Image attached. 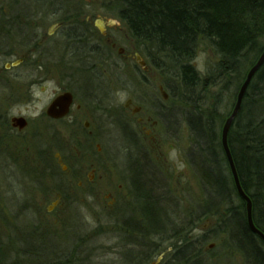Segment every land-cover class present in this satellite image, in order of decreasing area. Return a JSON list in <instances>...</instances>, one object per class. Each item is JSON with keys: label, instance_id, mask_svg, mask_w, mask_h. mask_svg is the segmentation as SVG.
Segmentation results:
<instances>
[{"label": "rangeland", "instance_id": "374dc122", "mask_svg": "<svg viewBox=\"0 0 264 264\" xmlns=\"http://www.w3.org/2000/svg\"><path fill=\"white\" fill-rule=\"evenodd\" d=\"M37 1L28 0L27 18L23 16L20 20L16 14H12L10 19L13 27L23 22L27 34H54L55 27L67 17L66 14L68 17L74 15L76 21L87 22L95 33H100L102 22L106 34L115 39L118 45L116 50H112L105 42L102 43L107 52L104 57L101 54L92 57L86 50L82 53L77 51V56H74L75 53L69 50L71 45L56 39L57 47L44 62L52 65L70 63L69 70H61L59 74L50 68L48 71L36 72V77L30 73L34 69H29L26 88H31L33 82L42 76L48 81L29 90L25 102L13 109L14 114L21 113L36 120L45 114L58 95L66 90L74 94L75 107L71 121L50 122L45 118L42 139L45 149L51 150L49 147L53 146L54 137H59L63 145L61 154L65 155L66 164L69 163L73 173L82 171V174L90 175L93 169L97 170L98 180L102 176L101 183L104 184L101 200L104 208L94 204L81 208L82 200L77 199L76 214L57 212L27 214L22 217L16 216L19 212L16 209L14 212L16 203L9 202L11 199L2 194L0 264H43L37 259L38 253H32L33 245L22 250L20 242H12L10 239L15 229L20 232L21 227L32 235L30 225L35 228L39 224L38 217L47 224L59 217L62 224H67L64 231L58 232L64 235L48 237V242L54 241L56 246L62 247L55 262L45 264H65L74 254L64 251L65 246L69 248L71 233L76 238L74 244H82V249L77 250L72 257L75 260L73 264H174L177 256L175 249L179 247V242L173 240L174 231L184 230L183 227L189 222L195 223L194 228L185 231V234L189 233L191 242H195L201 255V263L198 264H244L241 255L236 254V251L231 252L224 236L213 233L215 219L196 218L194 209L203 202V191L190 159V132L184 122V115L180 114L187 109L169 95L165 85L168 77L157 70L147 56L141 54L140 46L119 16L116 0L66 1L65 6L72 7L71 13H58L56 7L41 8ZM45 2L50 3L49 0ZM4 21L0 17V29L4 27ZM10 32L21 33L16 27ZM119 48L124 50L123 56L119 55ZM137 54L147 63L148 70L138 64ZM219 58L211 46L203 44L197 51L194 64L199 73L206 75ZM87 60L92 64L91 67L82 65L88 63ZM90 68L93 70L90 71ZM160 87H163V92ZM2 89L0 87V97L5 94ZM129 100H133L136 107L142 108L140 115H133L132 110L125 107ZM79 106L80 109H77ZM160 106L175 112V119L171 123L168 122V116L164 119L159 113ZM139 118L144 119L143 124L138 123ZM174 121L177 125L173 124ZM85 123H89V127L86 128ZM145 130L151 131V134L147 135ZM131 179L135 183L134 189ZM18 180L28 179L18 175ZM142 181L143 186L140 184ZM122 184L129 186V194L125 188L120 191L126 195L119 191V186L124 187ZM31 188L32 184L26 181L19 191L29 192ZM112 198H116L117 203L113 208L105 209L107 205H112ZM154 198L160 199L158 206H154ZM24 200L23 197L19 198V203ZM154 207H157L156 211L151 214L158 222L150 226L146 221L145 209L150 211ZM133 220L138 223L135 229L126 226ZM73 223L76 225L69 233L68 229H71ZM130 235L136 237L137 246L131 245ZM16 237L20 235L16 234ZM206 237H209L208 241H205ZM144 253L146 256L143 262H131L134 255L141 258Z\"/></svg>", "mask_w": 264, "mask_h": 264}, {"label": "trees", "instance_id": "16d2710c", "mask_svg": "<svg viewBox=\"0 0 264 264\" xmlns=\"http://www.w3.org/2000/svg\"><path fill=\"white\" fill-rule=\"evenodd\" d=\"M41 4L45 9L54 7L45 1ZM116 6L141 54L168 77L169 95L187 109L180 114L190 132V159L203 191V202L194 209L196 218L215 219L213 233L224 236L244 264H264V242L249 227L246 202L238 193L222 145L223 128L232 113L228 110L234 109L248 73L264 52V0H116ZM66 15L58 34L76 43L73 52L77 56V51L84 50L78 43L84 39L80 34H95L93 39L101 35L87 22ZM22 25L14 27L27 34ZM203 44L220 57L206 75L194 64ZM96 48L92 57L100 55ZM158 109L164 119L168 116V122L175 119V112ZM229 147L241 186L252 200L255 225L264 234V66L246 92L229 134ZM159 201L154 198V206ZM156 208L145 209L150 226L158 222L151 214ZM194 224L174 231L173 240L179 242L174 264L201 263L195 242L185 234ZM79 244L77 250L82 249ZM142 256L139 262L146 253Z\"/></svg>", "mask_w": 264, "mask_h": 264}, {"label": "flooded vegetation", "instance_id": "af4514ba", "mask_svg": "<svg viewBox=\"0 0 264 264\" xmlns=\"http://www.w3.org/2000/svg\"><path fill=\"white\" fill-rule=\"evenodd\" d=\"M44 1L45 0L37 1V3L39 2V7H41V3H44ZM49 1L60 12H70L72 9L71 5L65 6V2L70 0ZM27 2L28 0H0V17L5 19L4 23H2L4 27L0 29V87L3 88L2 91L5 93L0 97V214L3 213L2 194L11 199L9 202L16 203L17 208H13L14 212L16 209L19 211L16 216L20 215L22 217L27 216V214H55L57 212L60 214L73 212L76 214L78 213L77 208H75V205L78 204L77 199L79 201L82 200L80 202L81 208H87V204L90 206L94 204L98 208H104V202L101 201L104 184L101 183L102 176H100L98 180L97 170L93 169L90 175L82 174V171L78 174L77 172L73 173L69 163L68 165L66 164L67 159L65 155L61 154L63 145L59 137H54L53 146L51 145L49 147L51 150L45 149L42 139V130L44 128L43 121L45 118L50 122L71 121V115L75 107L74 94L66 90L58 95L50 103L45 114H42V116L40 115L36 120H32V118L21 113H13V109L25 102L29 90L31 91L35 87L48 81L42 76L38 81L33 82L31 88H26L28 87L26 81L29 69H34L30 72L32 76H36V72L41 73L40 71H48L50 68L57 70L60 74L61 70H69V66L71 65L70 63V65H67L65 62L59 63L58 65L44 62L45 58H49V55L53 53V49L57 47V43L55 42L56 39L61 40V36L64 37V34H56L58 30L62 28V23H59L55 27L54 34H11L10 30L13 29L11 16L12 14H16V17L20 18V20L23 16L27 18ZM24 26L26 25L22 26L25 30ZM80 35L84 39H82L81 43L79 40L78 43L80 45L83 44L81 46H83L84 50H86L89 55L92 54L95 46L101 56L103 55L102 57H104L107 53L104 45H102L104 42L112 50L118 48L117 42L115 39H112L109 34H100L101 38L97 37L95 39H93L92 34ZM62 40L66 41V45H71L69 46V50L73 52L76 43L68 39ZM118 53L120 56H123L124 50L119 48ZM138 55L140 56V54H137L136 58ZM87 62L88 63L85 64L82 63V65H84V67H91L92 64H90L88 60ZM89 70L91 71L93 68ZM59 74H57L58 78L60 77ZM66 93H70L73 96V103L70 106L69 114L64 118H54L50 115L49 109L58 97ZM129 101L131 102L128 107L132 110L133 115H140L142 108L136 107L133 100ZM77 109H80V106L77 107ZM143 122L144 119H138L139 124H143ZM148 122H151V120H148ZM155 125L156 123L153 124V126ZM87 126L89 127V123H85L86 128ZM145 133L150 135L151 131L145 130ZM18 175H23L28 180L19 181ZM8 180H11V182ZM26 181L32 184L31 190L29 192L19 191L20 187H23ZM133 183L134 180L132 181L131 179L132 189H134L135 185V183ZM122 185H124V187L119 186V191L125 188V191L129 194V186L127 187L125 184ZM124 194L125 193H122V195ZM22 197L23 200L25 198L27 199L19 203V198L21 199ZM30 197H36V199H31ZM116 198H112V205H107L105 209L113 208L117 203ZM93 200H95L94 203ZM61 221L62 220H59L58 217L53 223L47 224V222L41 221L38 217L39 224L35 228L30 225L33 230L32 235L27 234L26 228L21 227L20 232H17L18 229H15L14 236L10 239H12V242H20L21 246L19 247H21L22 250L25 247L33 245L34 247L31 249L32 253L37 252V259L43 262V264L55 262V257L60 254V247L62 246H56L54 241L50 243L47 239L50 236L55 238L64 235L58 233L67 228V224H62ZM75 225L74 223L71 225V229H68L69 233L70 230H73L72 227ZM126 226L135 229L138 227V223L133 220L132 223H127ZM48 231H52L53 233H48ZM16 234L20 235V237H16ZM71 235L69 248L66 246L64 247L68 251L65 249L64 251L69 254L72 252L74 253L73 255H75L77 251V245L76 243L74 244L76 238H74L72 233ZM133 235H130L132 240L131 245L137 246L136 237H134L137 235ZM42 245H45V247ZM49 247H51V249H49ZM73 255L69 257L67 262L71 261L74 263L75 260L74 258L72 259ZM137 258L134 255L133 258H131V262L136 263L141 260V258Z\"/></svg>", "mask_w": 264, "mask_h": 264}, {"label": "water", "instance_id": "95a60500", "mask_svg": "<svg viewBox=\"0 0 264 264\" xmlns=\"http://www.w3.org/2000/svg\"><path fill=\"white\" fill-rule=\"evenodd\" d=\"M100 23L102 24V22H100ZM100 30L103 34H105V29L103 26L100 27ZM138 61L140 62L141 66L145 67L146 64L141 61V58L139 56H138ZM263 66H264V52H263L262 56L260 57V59L258 60V62L256 63V65L248 73L246 81L244 82L243 86L241 87V90L238 94L237 102H236L235 108L232 112V115L227 120V122L223 128L222 145H223L224 151L226 153L227 160H228L231 172L233 174V178H234L238 193H239L240 197L246 202L247 218H248L249 227H250L251 231L255 235L259 236V238L264 242V234L256 227L254 219H253V203H252V200L244 192V190L241 186L239 176L237 173V169H236V166H235V163H234L231 151H230V147H229V134H230V131H231V128L233 126L234 121L236 120V118L238 117V115L241 111L246 92H247L250 84L252 83L254 77L261 70V68ZM145 70H146V68H145ZM161 91H162V88H161ZM130 102L131 101H128L126 107L129 106ZM72 103H73L72 94L66 93V94H64V95H62L56 99V101L50 107L49 113L54 118H59V119L64 118L69 114L70 106L72 105Z\"/></svg>", "mask_w": 264, "mask_h": 264}]
</instances>
